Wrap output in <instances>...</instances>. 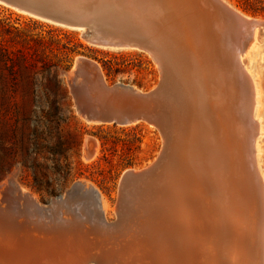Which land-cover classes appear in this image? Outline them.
<instances>
[{
	"label": "rangeland",
	"instance_id": "obj_1",
	"mask_svg": "<svg viewBox=\"0 0 264 264\" xmlns=\"http://www.w3.org/2000/svg\"><path fill=\"white\" fill-rule=\"evenodd\" d=\"M110 1L114 2L122 11L134 8L137 13L140 12L142 20L144 17L146 26L153 32V42L158 45L159 50L164 49V53H168V49H171L170 43L172 49L175 47L178 50H185L186 48L190 57L197 59V54L193 53V47L188 42V32L182 33L187 35L186 37H178L170 19L159 12L156 19H153V8L158 7L154 5L153 0H129V4L126 0ZM189 1L191 7L195 4H197L195 7L200 6L198 10L191 9L190 17L192 20L190 23L192 26H198L202 21L201 19L204 20L206 17L211 21L216 19L217 13L214 9L210 11L208 1ZM223 1L244 17L264 21V0ZM101 13L102 9L98 8L95 11V17L91 16L83 21V27L87 25L86 22L90 23L92 27L89 29L93 33L103 28ZM120 25L122 30L127 31L122 23ZM143 27L145 28L144 25ZM85 34L86 30H72L56 25L0 3V45L2 44L13 54L11 58L17 64L13 79L18 86L15 94L7 93V90L4 89L5 82L8 83L11 77L8 69H5L0 63V193L3 192L0 194V206L9 205L13 208L8 210L11 211L10 213L19 212L23 214V216L21 215L23 218L19 216L15 220L14 217L12 221L21 225L25 230L34 229L35 226L31 227L26 221L29 219L31 222L34 218H31V211L40 210L43 213V218H45L44 221L46 220L44 223L49 224L44 235L62 251L65 242V246L67 243L74 246V242H69L71 235L68 232H59L55 228L54 224L58 223L57 218L64 217L67 219L70 215L73 218L75 216L78 218L81 216L80 213H83L87 218L88 215L92 214L94 207L90 198L96 193L95 191H98L106 207L108 222L111 225L120 223L118 226H121L117 232H114L116 236L120 234L119 237L117 236L118 238L113 235L114 238L111 237L113 239L108 243L105 237H101L98 240L100 244L95 245L96 252L101 254L99 257L102 264H144V262L163 264L165 256L160 255L158 251H152L153 248L150 249L147 246L150 241H153V236L147 230L153 228V223L156 222L154 209L160 201V199H156L157 191L155 183L153 185V180L157 181L161 175L156 176L157 174H154L157 172L156 168H153L145 178L139 179V181H129L125 185L121 184V180L127 172L150 168L151 164L158 162L160 159L158 157L163 155L166 147L162 131L160 130V132L157 128L144 123H131L132 125L124 127L113 124L88 123L77 113L70 89V85L73 88L74 84L80 88L79 81H73V72L75 71L78 76L82 75L87 79L90 84L88 93L94 98L101 93L103 94L106 86L120 87L125 85L133 87L135 93H139V91L150 92L156 89L161 82V68L148 52L134 48H100L90 44L89 38L91 37L86 38ZM156 36H161L162 40L157 39ZM202 40V50L208 51L207 56L214 57L212 43L217 40L215 33L212 36L202 38ZM243 59L245 60V68L250 73L257 90L253 115L255 120H259L261 134L259 133L260 135L256 138L255 163L257 171L264 179V39L257 35L244 53ZM77 62H84V64L81 68H77ZM44 64L54 66L57 70L54 67L48 71L43 70ZM92 75L97 80L93 79ZM94 85L97 86V89ZM73 94L79 100L75 93ZM157 114L160 113L156 111L155 115ZM178 114L179 112H176L174 119L178 118ZM6 120L14 124L15 129L4 126ZM215 135V132L211 135L212 145L216 144ZM165 165H170V161L164 162L159 173L166 172L168 169L171 171L170 168L166 170ZM176 178L178 175H175ZM141 182L142 184H140ZM207 182L210 181L207 180ZM162 184L164 182L160 185ZM120 185L122 189H120ZM132 192V195L129 194ZM9 196L10 198H8ZM148 196L153 200L150 201L153 203L151 206L148 205ZM21 198L22 201H20ZM23 198H25L26 203ZM142 201L143 203H141ZM126 205L128 206L126 207ZM79 206L81 210H79ZM70 207L74 209L71 210ZM127 210H129L128 215ZM120 212L124 213L123 223L119 217ZM144 221L145 223H143ZM143 226L146 228V232L144 234L142 232L141 234L137 233L141 237L140 241L138 242L136 238L132 239L130 233H134V227L136 231L139 229L144 231ZM30 233L34 234L31 231ZM75 236V240H78V236ZM114 239H118V241ZM119 243H127L126 246L128 245V251L127 253L124 252L125 255L123 256L116 250V247L121 245ZM160 244L163 245L161 242ZM76 245L83 246V251L88 250V243L86 246L85 242L80 241ZM157 245L159 244L157 243ZM161 249L163 251L164 248ZM128 252L134 253V256L133 254L129 255ZM78 260L76 264L79 263ZM83 260L86 261L85 264L88 262L95 263L88 258Z\"/></svg>",
	"mask_w": 264,
	"mask_h": 264
},
{
	"label": "bare ground",
	"instance_id": "obj_2",
	"mask_svg": "<svg viewBox=\"0 0 264 264\" xmlns=\"http://www.w3.org/2000/svg\"><path fill=\"white\" fill-rule=\"evenodd\" d=\"M206 1L209 4L208 8H211L210 11L214 9L217 13L216 19L211 21L206 17L204 20L201 19L198 26H192L190 23L192 20L191 9L198 10L200 6L195 7L197 5L195 4L191 7L189 0H153L154 5L158 6L157 9L153 8V19H156L159 12L170 19L178 37H186L187 35L182 33L188 32V42L193 47V53L197 54V59L191 58L186 48L178 50L173 46L174 49H172L170 43L171 49H168V53H164V49L159 50L157 44L153 51L144 50L153 56L162 71L161 82L163 85L160 89L153 90H156L155 95L157 94L153 103H156L166 90L173 93V97L175 96L168 115L166 113L173 126L160 128L166 147L154 167L151 164L150 168L127 172L136 177L131 176L127 179L123 177L122 184L145 178L153 168H156L157 172L154 173L157 174L156 176L161 175L157 181L153 180L157 191L156 199H160V201L154 209L156 222L153 223V228L147 230L153 236V241H150L147 246L150 249L153 248L152 251H158L160 255L165 256L163 264H264V179L257 171L255 163V143L257 136L261 133L259 120H255L253 115L257 90L250 73L245 68L243 59L244 53L257 35L264 39V21L244 17L223 0ZM104 31L101 28L96 32L97 37L89 38V42L100 48L118 49L100 45L107 43L102 36ZM214 33L217 40L212 43L214 57L211 58L207 56L208 51L202 50V38L212 36ZM124 48L130 47L124 45L122 49ZM83 64L84 62H77V68H81ZM75 76L76 72L74 71L73 81L77 80ZM94 78L95 76H93ZM95 80L97 79L95 78ZM73 87L78 89L76 84ZM95 87L97 89V86ZM75 95L77 96L76 93ZM159 109L162 111L161 108ZM160 111L158 113H161ZM176 112H179L178 118L174 119ZM83 116L88 120L86 114ZM93 121V119L88 120L92 124ZM213 132L216 134V144L212 145L211 135ZM167 160L170 161V165H165V169L170 168L171 171L168 169L166 172L164 171L165 173H159L160 167ZM175 175H178V178L175 179ZM162 182L164 184L160 185ZM138 186L140 185L138 184ZM95 192L99 196L100 204L93 202L91 196L90 199L94 206L92 214H90L92 216L88 215L86 218L83 213H80V218L76 216L73 218L70 214V216L67 215L70 218L65 216L67 219L63 216L60 219L56 217L59 224H54L55 228L59 232H68L71 235H68L69 242H74V246L69 245L71 243H67L65 246L66 242L64 241L65 245L62 246L64 250L57 249L58 254L51 256L52 258L62 259L67 256L71 258L73 264L74 262L76 264L78 259L88 258L96 264H102L99 257L101 254L96 252L95 245L100 244L98 240L101 237H105L110 243L111 239L116 236L114 232H117L121 226H118L120 223L111 225L108 222L103 199L98 191ZM129 194L132 195L133 192ZM23 199L25 200V198ZM148 201V205L151 206L153 203L150 201L153 200L150 199V196H148ZM10 208L12 207L6 204L0 206V260L9 257L11 260L18 259L20 261L27 251L40 253L39 247L45 250H54V242L44 235L49 224L44 223L46 220L44 221L45 218L40 210L31 211V218L34 217V221L32 219L30 222L28 216V221H26L31 227L35 226L38 229L34 227L32 230H25L21 225L12 221L14 217L16 220L23 214L10 213L11 211H8ZM70 209L74 208L70 207ZM122 209L124 208L122 207ZM79 210H81L80 206ZM124 210L122 211L124 212ZM126 212L128 215L129 210ZM123 215L124 213L120 212L121 222L124 218ZM24 218L26 219V216ZM134 218L136 217L134 216ZM143 228L145 227L143 226ZM134 229V233L130 231V237L136 238L139 242L141 237L137 233L144 234L146 228L144 231ZM75 235L78 236V240H75ZM125 239L128 238L125 237ZM116 240L118 241V239ZM80 241L85 242L86 246L88 243L87 251H83V246L76 245ZM141 242L143 241L141 240ZM126 244L116 247L117 252H120L122 256L125 255L124 252L128 251ZM141 245L142 243L140 247ZM26 246L28 249H25ZM161 248H164L163 251ZM132 252H128V254L134 256ZM40 261L43 262V260ZM152 263L144 262V264ZM87 264H91V262Z\"/></svg>",
	"mask_w": 264,
	"mask_h": 264
},
{
	"label": "water",
	"instance_id": "obj_3",
	"mask_svg": "<svg viewBox=\"0 0 264 264\" xmlns=\"http://www.w3.org/2000/svg\"><path fill=\"white\" fill-rule=\"evenodd\" d=\"M126 1L128 4L130 3L129 0ZM2 2L7 6L18 9L35 18L72 30H86V38L96 36L97 33H93V31L89 29V27H92L90 23L88 24L86 22L87 25L82 27L84 25L83 21H85L86 18L89 19L91 16L95 17V11L101 8L102 26L105 30L102 36L107 43L100 45L118 49H122L125 45L126 47L142 51L146 49L153 51V48L156 49L157 47L153 42V32L146 26L144 17L142 20V14L140 12L137 13L134 8L122 11L110 0H0V3ZM121 23L127 31L121 29ZM156 37L162 40L161 36ZM90 44L94 46V43ZM75 77L79 81L80 88H72L70 85L71 95L73 96L77 113L86 122L88 121L82 114H86L88 120L93 119V122L98 125L113 124L124 127L132 124L144 123L157 128L159 131V128L162 126H173L170 122V118L166 116V113L168 115L170 106L175 99V96H172L173 93L166 90L165 93L157 99V102L153 103V99H155L157 95H155L156 90L135 93L132 89L133 87L121 85L120 87L106 86L104 89L105 92L94 98L89 97L88 88L90 89V85L87 79L77 74ZM162 85V82H160L157 89H160ZM85 91H87V94H85ZM74 92L77 94L79 100L74 96ZM160 107L162 110L160 111V115H155ZM154 164L155 162L153 165ZM131 176L136 177L132 173H127L123 177L127 179ZM92 198L95 203L100 204L98 194L94 193ZM53 247L54 250H45L39 247L40 253L27 251L26 255L21 257L20 261L11 260V258L6 257L4 260H0V264L72 263L71 258L67 256L64 258L62 257V259L52 258L51 256L58 254L56 252L57 249L59 250L57 246ZM25 249H28V246H26ZM40 260H43L44 263ZM85 263V260L80 259L78 264Z\"/></svg>",
	"mask_w": 264,
	"mask_h": 264
},
{
	"label": "trees",
	"instance_id": "obj_4",
	"mask_svg": "<svg viewBox=\"0 0 264 264\" xmlns=\"http://www.w3.org/2000/svg\"><path fill=\"white\" fill-rule=\"evenodd\" d=\"M12 55L13 54L6 47L2 46V44L0 45V63L3 64L5 69H8V72L10 74L9 76L11 77L9 79L8 83L5 82V87H4V89L7 90L8 94H9V92H10V94L11 93L15 94L16 87H18L15 84V80L13 79V77H15V74H16L17 64L14 63L13 59L11 58ZM53 67L54 66H49L48 64H44L43 65V70H47L48 71V70H50ZM55 69L57 70V68H55ZM57 74L58 73L56 71V76H57ZM2 92H4V90H2ZM3 125L6 126V127L9 126L10 128H12V129L14 128L15 129V125L11 124L7 120L5 121V123Z\"/></svg>",
	"mask_w": 264,
	"mask_h": 264
}]
</instances>
